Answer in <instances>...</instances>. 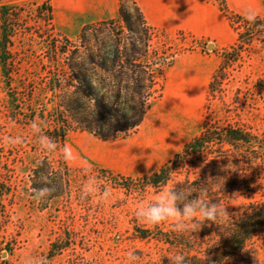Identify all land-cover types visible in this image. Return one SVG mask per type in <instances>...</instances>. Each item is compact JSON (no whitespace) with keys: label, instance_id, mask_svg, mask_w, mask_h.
I'll return each mask as SVG.
<instances>
[{"label":"rangeland","instance_id":"374dc122","mask_svg":"<svg viewBox=\"0 0 264 264\" xmlns=\"http://www.w3.org/2000/svg\"><path fill=\"white\" fill-rule=\"evenodd\" d=\"M85 1L89 0H0V7L14 5L20 14L19 31L11 48L12 86L20 107L14 119L0 77V188L6 191L0 197V264H26L28 258L32 264H44L45 258L47 264H128V254L133 251L139 254L137 264H158L162 258H173L177 254L167 245L133 235L134 226L175 231L172 223L148 225L136 218L135 211L186 177L201 175L205 162L202 158L188 159L160 189L142 190L137 181L171 161L208 125L240 127L264 139V92L255 88L257 81L264 80V14L260 18L262 32L234 62L223 64L222 52L235 45L243 30L241 19H246L225 0H192L217 9V18L210 19V32L204 27L198 33L151 27L148 59L158 81L139 129L116 141H102L81 130L61 107V87H67L69 81L66 58L74 54L83 62L89 51L112 50L125 36L118 22L122 0H92L103 5L83 13L76 7ZM134 1L143 7L152 6L151 0ZM42 4L51 7L52 17L36 15V7ZM122 4L134 15L132 0ZM259 9L264 11V6ZM111 14L116 18L112 25H94L83 37L79 36L82 28L68 38L62 31L70 19L85 22ZM64 48L66 55L62 56ZM183 62L185 69L180 65ZM171 66L173 77L177 72H187L181 86L184 94H172L176 81L169 86L166 74ZM34 121L39 126L35 130L31 128ZM61 125L67 126L63 144L52 152L45 151L40 137ZM12 137H19L20 143H9ZM65 146L72 152L68 162L62 155ZM43 158L47 163L38 166ZM35 169L52 172L50 178L55 181L61 177L60 195L49 196L33 188ZM229 170L230 176L243 178L250 187L249 192L238 189L229 209L237 212L251 203H264V170H240L232 165ZM110 176L131 178L134 183L125 190L114 185ZM89 181L97 186L90 196L82 192ZM193 224L189 222L188 231L194 230ZM54 242L61 243V251L49 258ZM246 248L254 252L257 264H264V231L252 237Z\"/></svg>","mask_w":264,"mask_h":264},{"label":"trees","instance_id":"16d2710c","mask_svg":"<svg viewBox=\"0 0 264 264\" xmlns=\"http://www.w3.org/2000/svg\"><path fill=\"white\" fill-rule=\"evenodd\" d=\"M123 1L118 8V22L125 30L123 43L115 44L112 50L100 48L96 52L89 51L83 62H78V57L74 54L67 56L69 81L67 87H61V107L73 117L81 130L102 141L115 140L139 126L149 97L156 93L158 81L157 73L151 70L154 65L148 59L149 41L153 30L147 25L134 2L132 15L124 9ZM35 10L38 17L42 13L52 17L51 7L47 4L37 6ZM19 15V10L14 5L0 7V77L12 119L20 110L17 92L12 86L14 60L11 57L13 40L19 31ZM48 20L51 21L52 18ZM241 20L243 30L238 34L235 45L221 54L223 64L234 62L252 38L262 32V19L255 18L251 22L243 18ZM98 24L112 25V21ZM98 24L84 26L79 36L83 37L86 31ZM61 55H66L65 48ZM84 63L91 68H87ZM215 79L216 76L213 81ZM213 83L210 86L211 92ZM255 88L258 93H263L264 80L257 81ZM66 134L65 125L46 132V136L51 138L56 146L63 144ZM193 158H202L205 170L203 169L198 177H186L172 189L190 188L193 195L201 196L208 202L218 203L225 208L226 214L215 223L201 226L196 224L194 230L183 233L134 226V237L139 240L153 239L167 245L175 250L177 255L184 256V264H257L254 252L247 249L246 245L257 233L264 231V203H251L237 212L233 208L229 209L238 189L250 191L246 180L229 175V166L240 170H264V139L240 127L220 128L208 125L200 136L188 143L171 161L137 182L142 190L160 189L166 185L179 166L187 164V160ZM47 161V158H43L38 166H43ZM221 165L222 168L219 167ZM208 166L211 169L210 174L206 170ZM51 175L52 172L44 173L35 169L32 184L38 191L47 189L48 191L43 193L55 197L61 193V177L55 181L50 178ZM50 180L53 183L48 186ZM110 180L125 190L130 189V185L134 183L133 179L120 176H110ZM5 194L6 191L0 188V197ZM193 223L195 224V221ZM4 250L10 251L6 248ZM59 251L61 243H52L48 257ZM171 259L162 258L158 264H170Z\"/></svg>","mask_w":264,"mask_h":264},{"label":"crops","instance_id":"0c3cea01","mask_svg":"<svg viewBox=\"0 0 264 264\" xmlns=\"http://www.w3.org/2000/svg\"><path fill=\"white\" fill-rule=\"evenodd\" d=\"M121 1V0H120ZM135 5L138 7L140 12L142 13L146 23L148 26L159 27L163 30L167 31H175V30H187L192 33H198L202 27L206 28L208 32L212 30L210 27V19L217 18V9L215 6L212 5H202L199 3H195L192 0H151L152 6L150 8L143 7L140 2H135L132 0ZM140 1V0H139ZM85 4H79L76 9L81 10L84 13L87 9L94 8L95 6L98 8L99 6L103 5V2L98 1H85ZM225 3L228 7L232 8L237 12L239 15L246 16L249 13H254L255 18H262L263 12L259 8L264 6V0H225ZM84 5V6H83ZM115 15H107L101 16L97 18L90 17L87 21H74L70 19L62 31L66 35L65 37H72L78 33V31L83 28L84 24H98L107 21L115 20ZM61 31V26L59 27ZM222 29H224L222 27ZM183 65V69H185V63H180ZM171 67L167 70V82L168 85H172V81L175 82V88L173 89V96L178 94H184L185 90H182L181 86L184 84L185 78V71H181L180 75L178 72L176 76L171 75ZM182 70V68H181ZM148 109L145 112L144 117L147 114ZM144 117L137 127L140 128L144 121ZM115 139L113 141H116Z\"/></svg>","mask_w":264,"mask_h":264},{"label":"clouds","instance_id":"9594fccd","mask_svg":"<svg viewBox=\"0 0 264 264\" xmlns=\"http://www.w3.org/2000/svg\"><path fill=\"white\" fill-rule=\"evenodd\" d=\"M246 19L255 20L254 13L246 15ZM39 126L34 121L31 124L32 129H37ZM9 143H20L19 137H12L8 140ZM40 143L45 151L52 152L56 150V144L51 138L44 135L40 137ZM63 159L68 162L72 159V152L68 146L63 149ZM96 185L93 181H89L82 188V192L90 196L96 191ZM47 189H41L40 192H46ZM203 194V193H202ZM109 193L106 191L104 197L107 198ZM226 214V209L218 203L208 202L201 196L193 195L190 188L177 187L162 191L156 199L149 203L142 204L135 211V216L138 220L148 225L157 226L164 222H171L173 228L183 233L188 230L189 222L195 221L201 226L206 223H215L222 215ZM139 254L135 251L128 254V264H137ZM185 258L182 254L176 255L170 260V264H184ZM26 264H32L31 258L26 260ZM44 264H47L45 258Z\"/></svg>","mask_w":264,"mask_h":264}]
</instances>
